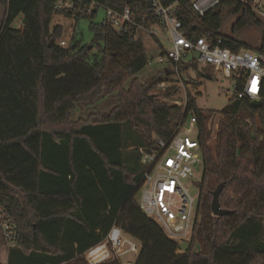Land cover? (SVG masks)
Returning a JSON list of instances; mask_svg holds the SVG:
<instances>
[{
    "label": "trees",
    "instance_id": "trees-1",
    "mask_svg": "<svg viewBox=\"0 0 264 264\" xmlns=\"http://www.w3.org/2000/svg\"><path fill=\"white\" fill-rule=\"evenodd\" d=\"M94 1L116 10L129 6L138 20L145 18L146 28L160 24L148 0ZM251 2L222 0L199 18L190 0H178L173 13L186 37L206 36L211 44L220 39L222 48L238 51L253 47L220 28L230 15H237L233 34L247 26L263 28ZM0 9V211L15 230L14 245L0 264L83 260L113 225L138 242L132 264H264V103L253 107L247 98H230L218 113L212 146L206 129L211 117L196 107L194 79L184 80L185 109L160 100L171 98L175 86L149 98L158 80L138 77L149 64L141 37L119 35L107 23L94 22L95 14L55 12L53 0H0ZM19 15L21 25L13 27ZM54 15L75 19L65 47L56 44L64 27L50 28ZM83 17L90 19L93 33L88 43L75 30ZM256 48L264 49V28ZM123 50L131 53L126 65L107 73ZM112 83L117 104L109 113L71 120L75 103H92ZM189 112L197 119L202 154V214L189 248L179 253L141 212L135 196L144 171L139 148L151 146L154 136L169 139ZM219 183V204L229 213L213 216L211 194ZM4 245L0 223V248Z\"/></svg>",
    "mask_w": 264,
    "mask_h": 264
},
{
    "label": "built area",
    "instance_id": "built-area-1",
    "mask_svg": "<svg viewBox=\"0 0 264 264\" xmlns=\"http://www.w3.org/2000/svg\"><path fill=\"white\" fill-rule=\"evenodd\" d=\"M150 1L151 15L156 17L160 24L150 25L148 28L143 25L145 18L138 20L129 6L116 10L94 0H53V9L55 12L86 16L96 14L101 7L105 10L102 21L110 25L117 34L132 35L137 38L141 37L140 33L145 32L158 44L162 39L167 45L162 55L169 62V66L163 69L164 72L168 71L167 75L165 73L163 75L167 79H162L158 83V88L161 90L170 84L182 83L184 66L192 69L193 66L202 65L221 72L233 81L232 98H247L251 102L260 100L264 103V49L242 48L232 51L222 48L219 45L220 39L216 44H211L206 36L190 39L182 31L180 19L173 13V7L178 0ZM221 1L190 0L191 9L202 18ZM240 1L247 2V0ZM250 7L264 19V3L252 0ZM56 44L65 47L68 45V39L60 38ZM162 59L159 58V61ZM253 79L257 81L255 91L252 90ZM183 105L185 109V102ZM184 121L185 118L178 123L169 139L163 140L154 136L151 146L139 148L144 171L138 189L141 193L138 207L146 217L163 230L168 239L177 244L179 253L184 252L179 248L180 243L188 242L190 245L193 229L200 220L199 198L196 200L182 182L187 178L192 179L196 166L202 163L196 128L197 119L191 115L189 126L186 128H183ZM192 133L196 134L193 138L189 136ZM0 223L8 248L15 242L14 226L1 211ZM122 244V231L118 226L113 225L104 239L85 251L83 257L88 264H103L112 260L120 251ZM131 250L136 251V246L133 245ZM120 264L126 263L120 262Z\"/></svg>",
    "mask_w": 264,
    "mask_h": 264
},
{
    "label": "rangeland",
    "instance_id": "rangeland-1",
    "mask_svg": "<svg viewBox=\"0 0 264 264\" xmlns=\"http://www.w3.org/2000/svg\"><path fill=\"white\" fill-rule=\"evenodd\" d=\"M260 2L261 4L264 3V0H255ZM1 13V9H0ZM105 10L103 8H98L95 16L93 17L94 22H101L104 18ZM237 15H230L223 25L220 28V32L224 35L230 36L241 41L243 44L256 48L260 44L261 35L263 32V28L257 25L247 26L242 30L238 31L237 33L233 34L230 30V27L234 20L236 19ZM264 21V19H262ZM75 23L74 18L65 17L63 15H54L50 28L55 24H60L64 27L65 32L61 39H68L72 33V29ZM21 25V15L17 16L13 23V27H19ZM75 30L78 32L83 41L88 43L92 38V31L90 29V19L87 17H83L76 22ZM144 51H146L149 57V64L138 73V77L141 82L144 80H148L151 78V82L153 80H158V83L162 79H167V77L163 76V69L169 66V62L164 58L162 55L163 49L166 48V43L160 39V45L155 43V39L150 37L145 32L140 33ZM112 49V48H109ZM131 53L128 50H123L121 55L115 57V63L112 65L107 73H112L113 71L117 70V67L122 65H126L125 63L130 58ZM159 58H163L162 61H159ZM182 83L177 85L176 83L170 84L164 90L157 88L154 93L150 94L153 95L152 97H159L160 91H165L167 88L175 86L177 88V92L170 98H160L161 101L167 104H177L184 106V99H185V92H186V85L184 80L188 81L189 78L194 79L197 82V86L195 90H192L195 101L196 107L203 111L205 115L211 117V119L207 120L206 122V129L210 130L211 138L208 141L210 145L213 146L214 144V134L217 131V120L220 119L219 114L222 109L226 107L229 102V99L232 98L233 92V81L229 78L225 77L221 72H216L209 67H205L202 65H198L196 69H187L182 72ZM173 79V78H172ZM170 80V78H168ZM115 83H112L109 87L103 88L100 95L92 102H77L75 103V108L71 111V120L76 121L78 119H85L90 113L94 112H101V113H109L112 108L117 104V92L112 90V87ZM124 86L126 87L127 84L125 83ZM189 89L191 87L189 86ZM152 98V99H153ZM192 113H188L185 118L183 128L188 127V123L190 120ZM256 118V117H255ZM217 121V122H216ZM191 138L195 137L196 134L192 133L189 135ZM202 163L198 164L195 168L194 177L184 179L182 182L184 186L188 189L189 193L198 200L199 198V188L198 183L201 179L202 174ZM212 179V176H210ZM140 191H137L135 196L137 202L140 200ZM199 214H202V210L199 211ZM212 215V214H211ZM123 244L120 248V251L112 258V261L115 259L117 262L132 264L136 258L137 250H138V242L130 237L129 235L122 232ZM136 246V251L131 250L132 246ZM195 250L200 249V245L198 243L194 244ZM6 244L0 248V262L4 259L6 255ZM111 261V260H110ZM88 264L85 258L83 260H73L72 262L64 263V264Z\"/></svg>",
    "mask_w": 264,
    "mask_h": 264
},
{
    "label": "water",
    "instance_id": "water-1",
    "mask_svg": "<svg viewBox=\"0 0 264 264\" xmlns=\"http://www.w3.org/2000/svg\"><path fill=\"white\" fill-rule=\"evenodd\" d=\"M147 6L148 8H150L151 6V1L148 0V3H147ZM53 43V40L52 39H49L48 41V46H51ZM166 75L168 74V71L165 70L164 72ZM151 78H149L147 80V83H150L151 82ZM153 95H149V98L152 99ZM251 105L253 107H261L263 105L262 101L260 100H254L251 102ZM222 188H223V184L222 183H219L215 188L214 190L212 191V199H211V202H210V210H211V214L213 216H224V215H227L229 213L228 210H224L220 207V204H219V194L220 192L222 191ZM179 248L183 251H186L188 248H189V243L188 242H182L179 244Z\"/></svg>",
    "mask_w": 264,
    "mask_h": 264
},
{
    "label": "snow or ice",
    "instance_id": "snow-or-ice-1",
    "mask_svg": "<svg viewBox=\"0 0 264 264\" xmlns=\"http://www.w3.org/2000/svg\"><path fill=\"white\" fill-rule=\"evenodd\" d=\"M256 85H257V81L255 79H253V81H252V90L253 91L256 90Z\"/></svg>",
    "mask_w": 264,
    "mask_h": 264
},
{
    "label": "crops",
    "instance_id": "crops-1",
    "mask_svg": "<svg viewBox=\"0 0 264 264\" xmlns=\"http://www.w3.org/2000/svg\"><path fill=\"white\" fill-rule=\"evenodd\" d=\"M6 257H7V252H6V255H5L4 259L0 263H5L6 262Z\"/></svg>",
    "mask_w": 264,
    "mask_h": 264
}]
</instances>
